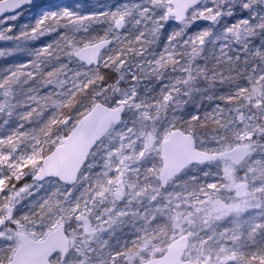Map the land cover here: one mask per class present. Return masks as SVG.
<instances>
[{
	"label": "snow or ice",
	"instance_id": "1",
	"mask_svg": "<svg viewBox=\"0 0 264 264\" xmlns=\"http://www.w3.org/2000/svg\"><path fill=\"white\" fill-rule=\"evenodd\" d=\"M0 0V264H264V0Z\"/></svg>",
	"mask_w": 264,
	"mask_h": 264
},
{
	"label": "rangeland",
	"instance_id": "2",
	"mask_svg": "<svg viewBox=\"0 0 264 264\" xmlns=\"http://www.w3.org/2000/svg\"><path fill=\"white\" fill-rule=\"evenodd\" d=\"M39 9L40 8L37 7V8L32 9L30 12H27L23 21H27L32 16V13L38 11ZM23 21H21V23H23Z\"/></svg>",
	"mask_w": 264,
	"mask_h": 264
},
{
	"label": "trees",
	"instance_id": "3",
	"mask_svg": "<svg viewBox=\"0 0 264 264\" xmlns=\"http://www.w3.org/2000/svg\"><path fill=\"white\" fill-rule=\"evenodd\" d=\"M55 2H59V0L55 1ZM89 2V1H88ZM48 4H42L39 8H43L45 6H47ZM23 21V20H22ZM24 22V21H23Z\"/></svg>",
	"mask_w": 264,
	"mask_h": 264
},
{
	"label": "water",
	"instance_id": "4",
	"mask_svg": "<svg viewBox=\"0 0 264 264\" xmlns=\"http://www.w3.org/2000/svg\"><path fill=\"white\" fill-rule=\"evenodd\" d=\"M43 0H35L36 5L41 3Z\"/></svg>",
	"mask_w": 264,
	"mask_h": 264
},
{
	"label": "flooded vegetation",
	"instance_id": "5",
	"mask_svg": "<svg viewBox=\"0 0 264 264\" xmlns=\"http://www.w3.org/2000/svg\"><path fill=\"white\" fill-rule=\"evenodd\" d=\"M90 3H94L95 2V0H88Z\"/></svg>",
	"mask_w": 264,
	"mask_h": 264
}]
</instances>
